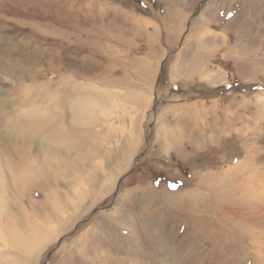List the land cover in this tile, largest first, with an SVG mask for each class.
Listing matches in <instances>:
<instances>
[{"label": "rangeland", "instance_id": "obj_1", "mask_svg": "<svg viewBox=\"0 0 264 264\" xmlns=\"http://www.w3.org/2000/svg\"><path fill=\"white\" fill-rule=\"evenodd\" d=\"M72 80L156 100L125 106L137 151L37 264H264V0H0V126Z\"/></svg>", "mask_w": 264, "mask_h": 264}, {"label": "bare ground", "instance_id": "obj_2", "mask_svg": "<svg viewBox=\"0 0 264 264\" xmlns=\"http://www.w3.org/2000/svg\"><path fill=\"white\" fill-rule=\"evenodd\" d=\"M72 83L58 91L22 90L24 99L0 126V264H37L46 247L85 213L77 204L89 197L91 207L90 196L122 175L142 139L141 120L136 125L124 110L127 104L137 106L138 114L153 108L155 85L147 93ZM124 124L127 129L119 131ZM36 192L52 200L50 209L36 201ZM228 192L226 198L233 190ZM28 195L35 213L26 210Z\"/></svg>", "mask_w": 264, "mask_h": 264}, {"label": "snow or ice", "instance_id": "obj_3", "mask_svg": "<svg viewBox=\"0 0 264 264\" xmlns=\"http://www.w3.org/2000/svg\"><path fill=\"white\" fill-rule=\"evenodd\" d=\"M171 187L175 188V187H177V185L176 184H172Z\"/></svg>", "mask_w": 264, "mask_h": 264}]
</instances>
